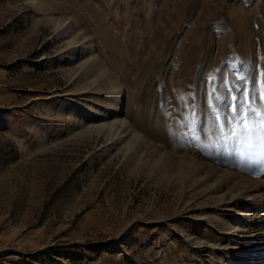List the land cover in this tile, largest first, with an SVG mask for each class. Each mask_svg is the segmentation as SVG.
<instances>
[{"label": "rangeland", "instance_id": "obj_1", "mask_svg": "<svg viewBox=\"0 0 264 264\" xmlns=\"http://www.w3.org/2000/svg\"><path fill=\"white\" fill-rule=\"evenodd\" d=\"M261 73L264 0H0V264H264L226 204L264 213L225 131Z\"/></svg>", "mask_w": 264, "mask_h": 264}, {"label": "bare ground", "instance_id": "obj_2", "mask_svg": "<svg viewBox=\"0 0 264 264\" xmlns=\"http://www.w3.org/2000/svg\"><path fill=\"white\" fill-rule=\"evenodd\" d=\"M119 95H120L119 97H116L115 105H113L114 107L113 106L111 107V110L114 113L116 111H119L122 104H123V97L121 94H119ZM123 125H125V124H123ZM136 136L141 137L139 134H136ZM190 162H191V164H195V159L191 157ZM198 166L203 171L207 170V171H211V172L214 171L215 172L216 170H218L214 166L208 165V164L206 165L205 163H200V164H198ZM219 171H220V173H222V176H224V177H226L227 175H232L233 179L238 181L237 185H241L240 183H243V185H244L243 187H247L248 189L250 187H252V186L254 187L256 185V182L252 181V179H250L249 177L237 174V173L230 171V170L224 171L222 169H219L218 172ZM262 187L264 189V181L263 180L258 181L257 185H256V189H255V192L258 193V195L249 197L250 200H253V201L257 200L256 204H258V203H260L261 205L264 204V190L262 189ZM247 195H249V194H247ZM236 196L237 195H232L231 200L226 201V204L227 203L232 204V206L229 205V212H231V213H233L239 217L238 218L239 220L237 222L238 225L232 227L233 228L232 233H230L229 235H233L236 232L237 233L236 236L240 238V241L243 244L246 242H249L248 243L249 246L246 249H254V250H251L252 252H250L251 255H253L252 257H255L256 254H264V213L260 214V212H258L254 208V206H252L253 204L241 203L240 199H238L239 197L236 200L235 199ZM233 201H235V202H233ZM234 203H235V205H234ZM237 226H238V228H237ZM242 228H243V230H240ZM250 243H252V244H250ZM244 245H246V244H244ZM255 249H260V250L255 251ZM247 251H249V250H247ZM247 253L248 252H246L245 255Z\"/></svg>", "mask_w": 264, "mask_h": 264}, {"label": "snow or ice", "instance_id": "obj_3", "mask_svg": "<svg viewBox=\"0 0 264 264\" xmlns=\"http://www.w3.org/2000/svg\"><path fill=\"white\" fill-rule=\"evenodd\" d=\"M261 91L259 94V100L261 102V108H264V73H261ZM240 79H244L243 76ZM253 87H255V80H253ZM242 92L241 97H232V102L227 105L228 112L230 113V119L225 116V131L229 136L235 137L233 143L239 145L241 142V136L251 137L259 129L264 128V117L261 113L254 109L251 104L257 100L256 95H252L249 99V93L247 86L240 90ZM247 108L245 109V104ZM195 116V106L193 105V117ZM236 124L240 131L237 132L232 129V125ZM264 175V170H262Z\"/></svg>", "mask_w": 264, "mask_h": 264}]
</instances>
